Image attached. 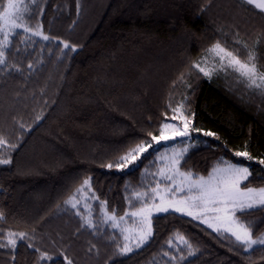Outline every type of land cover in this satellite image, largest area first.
I'll return each mask as SVG.
<instances>
[{
    "label": "trees",
    "instance_id": "1",
    "mask_svg": "<svg viewBox=\"0 0 264 264\" xmlns=\"http://www.w3.org/2000/svg\"><path fill=\"white\" fill-rule=\"evenodd\" d=\"M30 12L29 23L50 39L24 41L18 33L0 65V133L16 145L0 152L11 158L0 165V230L28 237L0 248V264H41L40 252L57 257L55 264L64 255L73 264H264V248L242 254L233 240L178 213L154 215L153 236L120 253L117 231L81 227L65 203L89 180L108 211L124 215L126 197L145 187L143 171L155 157L131 170L116 161L180 107L195 140L182 170L206 176L223 158L250 166L249 186L264 187V95L230 71L192 70L215 42L234 49L239 39L264 71V14L243 0H36ZM241 219L253 224L254 237L264 232V208ZM181 236L191 248L175 251L169 242Z\"/></svg>",
    "mask_w": 264,
    "mask_h": 264
},
{
    "label": "snow or ice",
    "instance_id": "2",
    "mask_svg": "<svg viewBox=\"0 0 264 264\" xmlns=\"http://www.w3.org/2000/svg\"><path fill=\"white\" fill-rule=\"evenodd\" d=\"M31 2L34 4L35 0H31ZM243 3L264 14V0H243ZM32 18L28 0H7V3L0 8V36L3 37L0 39V65L7 66L6 49L11 43V37L18 34V29L26 35L27 40H31L32 37H40L44 41L50 39L43 33L39 24L33 30L32 26L26 23ZM234 43L240 47L229 49L221 42H215L206 50V55L201 58V61L192 65V70L198 71L206 77H210L215 71H230L236 76L238 83L244 84L256 94L264 95V71L258 68L255 51L249 50L245 41L237 39ZM258 43L259 38L257 39ZM63 47L70 51L75 50L67 43H63ZM240 48L247 52L246 59L241 58ZM209 57L212 58V67L201 66L208 63ZM28 67L31 68L32 65L29 64ZM172 113L171 121L166 116L160 124L158 134L149 132L150 140L130 148L115 163V167L121 170L125 168L131 170L142 163L144 159L155 157V161L161 165L156 173L151 174L154 186L149 185L148 190L135 192L132 197H126L130 208L133 206V201L138 202L139 207L135 211L117 216L115 209L111 212L108 211L107 201H100L99 197L91 191L89 180H85L83 185L65 201L74 209L82 200L84 201L85 211L88 212V215H81L83 220L81 227H97L91 216L92 206L88 203L89 200H94L99 205L101 222L110 224L113 229H118L123 236L125 243L119 249L120 253L132 251V247L128 243L130 240L135 241L136 248L145 244L153 236L154 214L158 216L161 213H178L198 220L216 233L218 237L233 240L243 250L242 254L250 255L253 251L264 248V235L254 237L253 224L241 219V216L246 215L250 210L264 208V187L249 186V178L252 175L250 166L222 158L216 162L206 176L195 174L191 170H182V162H186L190 147H180V145L194 146L189 129L191 121L178 108H173ZM40 118L38 116L37 120ZM23 127L21 124V128ZM204 135L212 136L214 134L205 132ZM165 145L168 147L165 148ZM9 147L14 149L16 145L10 144L9 140L0 133V152H7ZM234 155L249 161L253 160L247 151H236ZM10 163V155L9 158L0 156V165ZM259 163L264 165V159H260ZM113 166V164L107 165L108 168ZM146 174L150 173H147L146 170ZM85 192L88 193L87 196L83 195ZM77 214L80 215L79 212ZM2 218L3 213H0V219ZM129 218L133 220V227L122 226L123 222ZM0 237L6 239V242H0V248L15 249L18 242H23L28 234L12 231L5 234L3 230H0ZM179 239L191 248L184 237L181 236ZM169 246H171V241ZM27 247L34 248V245L29 243ZM34 251L40 252L35 248ZM164 255L168 254L164 253ZM56 259L57 257L40 252L41 264H49V262L55 264ZM65 262L73 264L66 255L63 256L61 264H65Z\"/></svg>",
    "mask_w": 264,
    "mask_h": 264
},
{
    "label": "rangeland",
    "instance_id": "3",
    "mask_svg": "<svg viewBox=\"0 0 264 264\" xmlns=\"http://www.w3.org/2000/svg\"><path fill=\"white\" fill-rule=\"evenodd\" d=\"M35 2H36V0H35ZM6 3H7V0L5 1L4 4H6ZM28 3H29V11H31V8H32V6H33L35 3L33 4V3L31 2V0H28ZM0 8H1V7H0ZM26 23L30 24L29 21H26ZM30 25H31V24H30ZM36 25H37V24H36ZM36 25H31L32 28H33V30H35ZM39 25H40V24H39ZM40 26H41V25H40ZM41 28H42V26H41ZM42 31H43V29H42ZM17 33H22V31L18 29V30H17ZM43 33H44V32H43ZM44 34H45V33H44ZM45 35H46V34H45ZM14 37H15V36L11 37V43H12V40H13ZM2 38H3V37L0 36V39H2ZM23 38H24V41H28V40L26 39V35H25V34H23ZM37 39H41V40H43V39L40 38V37H32L31 40H37ZM11 43H10L9 47L6 49V52H7V50L10 48ZM200 61H201V60H200ZM201 66L206 67V68H211V67H212V58L209 57L208 63H207V64H202ZM220 72H223V71H215V72L212 73V75H211L210 77H213V76L217 75V74L220 73ZM179 109H180L181 111H183V112L185 111V108H183V107H180ZM184 113H185V112H184ZM171 117H172V116H171ZM169 121H171V118L169 119ZM176 122H179V121H176ZM189 127H190V125H189ZM194 143H195V140L192 139V145H194ZM164 147L167 148L168 145H165ZM180 147H190V149H191L193 146H189L188 144H181ZM162 151H163V149H162ZM154 161H155V158H154L153 160H151L149 166H147V168H145L144 171H143V175H144V178H145V187H144L143 189L133 191L131 197L133 196V194H134L135 192H143V191L148 190L149 185L154 186V184H153V175H151V174L156 173L158 167L161 166V165L159 164L158 161H155V162H154ZM146 170H147V173H150V174H146ZM257 188H259V187H257ZM91 191H92V189H91ZM83 195L87 196L88 193L85 192V193H83ZM95 202H96V201H94V200H89V201H88V203L91 204V206H92V212H91L92 219L94 220V222H95L96 225H97L96 228H91V229H94V230L97 231V230L104 229V228H107V227H108V228H110V229H112V230H114V231H117V232L120 234L119 230H118V229H113V228L110 226V224L102 223V222H101V217H100V215H99V216H96V210H95V205H94ZM138 207H139V203L133 201V206H132L127 212L135 211L136 208H138ZM73 209H74V208H73ZM75 210H76L77 213H78V212L80 213V216H81V215H84V216H87V215H88V212L85 211L84 201H83V200L81 201V203L78 205V207H77ZM154 215H156V214H154ZM122 226H124V227H129V228H130V227H133V220H132L131 218L127 219L125 222H123V225H122ZM261 235H264V232H263ZM261 235H259V236H261ZM120 236H121V247H123V244H124L125 242H124V240H123V236H122L121 234H120ZM3 242H6V239H4ZM146 242H147V241H146ZM146 242H145V243H146ZM128 243H129V246L132 247V251L138 249V248L135 247V241L130 240V241H128ZM143 245H144V244H143ZM143 245H142V246H143ZM142 246H140V247H142ZM181 246H185V244H183V242L179 239V237H177L176 239H174V240L171 242V246H170V247L173 248L175 251H177ZM121 247H120V248H121ZM140 247H139V248H140ZM132 251H130V252H132ZM125 253H129V252H125ZM125 253H124V254H125ZM169 259H173V257L170 255V256H169Z\"/></svg>",
    "mask_w": 264,
    "mask_h": 264
}]
</instances>
